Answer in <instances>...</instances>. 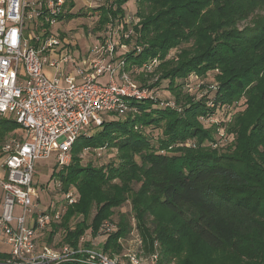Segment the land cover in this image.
I'll use <instances>...</instances> for the list:
<instances>
[{
	"label": "trees",
	"instance_id": "1",
	"mask_svg": "<svg viewBox=\"0 0 264 264\" xmlns=\"http://www.w3.org/2000/svg\"><path fill=\"white\" fill-rule=\"evenodd\" d=\"M128 1L104 0L93 8L98 18L92 31L96 38L109 26L119 31L118 40L130 47L123 55L130 73L158 59L157 67L146 69L151 79L145 80L144 73L136 79L143 86L150 80L149 89L167 82L181 110L156 99L130 98L125 116L103 119L88 130L91 135L80 134L69 164L55 165L51 175L61 193L74 190L76 202L43 233L45 242L49 245L61 232L64 244L76 245L85 231L98 233L129 202L137 228L151 222L157 239L147 238L150 249L154 242L163 245L159 264L172 258L166 248L180 245V233L153 217L155 206L174 214L205 246L264 264V0H134L133 23L126 22L121 9ZM73 7L69 3L58 21L79 16L70 13ZM170 50L176 51L171 59ZM214 71L215 88L204 83L199 88L207 91L198 98L182 91L191 75L205 78ZM223 107L240 110L228 124L204 128V119ZM221 126L231 141L224 149L211 148L208 143L215 142ZM147 129L159 135L152 139ZM12 138L22 141L18 125L0 119V156ZM189 142L193 146H182ZM84 149L113 150L115 161L99 167L82 164ZM128 224L120 215L105 251L119 250L116 241L130 232ZM8 258L0 252V263Z\"/></svg>",
	"mask_w": 264,
	"mask_h": 264
},
{
	"label": "built area",
	"instance_id": "2",
	"mask_svg": "<svg viewBox=\"0 0 264 264\" xmlns=\"http://www.w3.org/2000/svg\"><path fill=\"white\" fill-rule=\"evenodd\" d=\"M70 1L0 0V119L13 120L22 133V141L12 138L1 148L0 242L9 255L5 264H157L156 253L145 258L129 248L108 254L83 236L76 245L51 246L40 240L76 202V194L70 189L61 193L62 203L42 209L35 164L52 153L58 165L69 164L77 137L100 125L103 115L123 117L128 99L153 98L131 80L123 57L127 46L116 41L115 27L100 33L97 45L83 56L73 58V51L66 50V38L52 29ZM84 1L86 8L104 2ZM101 77H107L106 83L98 82ZM112 228L104 222L100 231Z\"/></svg>",
	"mask_w": 264,
	"mask_h": 264
},
{
	"label": "rangeland",
	"instance_id": "3",
	"mask_svg": "<svg viewBox=\"0 0 264 264\" xmlns=\"http://www.w3.org/2000/svg\"><path fill=\"white\" fill-rule=\"evenodd\" d=\"M71 2L74 4V7L70 10V13L77 14L79 16L70 20H67L66 18L62 19V21H59L53 27L52 30L54 33L59 34L60 37L62 36L66 38V42L69 43V45L65 47L66 50L69 49L70 51H73L72 52L73 58H77L78 55H82V56L85 55L91 49V47L97 45L96 43L97 34L95 35L92 29L94 28L98 17L97 14H95V12H92V9L95 7L86 8L85 5L87 4V2H85L84 0H72L70 2H67V5ZM121 9L126 14L127 23L136 22L135 16L133 17L136 11V5L134 0H129L126 4L122 6ZM66 13L67 12L65 11V14ZM118 38L116 39V41H119V43L122 44L121 40H118ZM128 47L129 46L127 45V51H129ZM175 52H176L175 50H170L167 53V58L171 59L172 57H174ZM158 64H159L158 59H153L149 63L143 64L140 67L135 66L133 67V69H135V72L134 71L131 72L130 78L139 90H145L144 91L145 93H150L151 95H153V98L145 95L146 96L145 100L147 98H150V99H156L157 101L167 102L168 104H171L173 108L179 111L181 110V108L172 99L170 92L167 90V82H162L158 88L156 87L149 89L148 88L149 84H151L150 80L147 86H143L141 85V83H139V80L136 79V75L137 74L139 75L140 73H144L142 77L145 80H147L148 77L149 79H151L152 75L151 74L149 75L148 73H150V71L146 69H154L155 67L158 66ZM215 73L216 71L209 72L205 78H199L196 77L195 75H191L186 81L187 84L183 83L182 91L190 95H194L196 98L200 97V95L205 94L207 91L205 86L203 89L199 88L200 86L203 87L202 85L204 83L206 82H208L209 84L213 83L215 88L216 84H214L213 82ZM115 80L118 81L117 77H115ZM106 81H107V77L98 78V82L100 84H104L106 83ZM242 102L243 99L241 100V105ZM240 109H242L241 106ZM239 110H235V108L227 109L226 107H223L219 111L215 110L214 112L215 114H213L211 117L204 119L203 122L204 128L209 127L213 123H219L220 125L228 124L230 122L231 117L236 113V111ZM103 118L105 119V121L118 119L117 116H108L107 114L103 115ZM222 127L223 126L219 128L218 133L215 136V142L208 143V146H210L211 148L219 147L224 149L227 143L231 141V136H226L224 133V129H222ZM95 130L97 129L96 128L93 129V131ZM86 131L88 132V130ZM87 134L91 135L92 132L89 131ZM146 134L152 137V139H155L159 135V131L156 129H147ZM182 146L189 147L193 145L191 142H189ZM115 155H116L115 152L109 149L107 151H101L100 153L99 152L95 153V150L84 149L80 152L79 157L81 159L82 164L91 163L93 166L99 167V166H104L112 161H115ZM0 164H1V156H0ZM55 165H57L56 153H52L47 160H41L35 164L34 183L39 189L41 188V190L39 191L40 205L41 208L44 210H47L48 205L50 203H52V206H54V203L56 202H59L57 203V205L62 203L61 202L62 195L60 192V188L58 189L57 186L59 184H57L58 182H56L55 179L53 178L51 179V175L53 173V168ZM2 175H3L2 170L0 168V181L2 180ZM138 187L139 185L136 184L133 185L134 190H137ZM0 197H1V189H0ZM0 213H1V204H0ZM93 214L94 212L92 213V215ZM120 215H125L129 219L128 226H130L131 228L130 232L116 241L115 245L118 246L119 249L118 251L116 252L105 251L103 249V245L107 237L117 231L118 229L117 222L119 220ZM153 217L159 223L171 224L177 229H179L180 245L176 248L174 247L166 248L167 250L171 249V256H172V258L170 257L167 258L166 264H249L239 256L233 255L225 248L213 249L205 246L182 225V222L174 214L166 210L160 209L156 206L153 207ZM104 222L108 223L111 227H113L112 230L106 233L100 231L99 229L98 233H91L90 229H88L87 231H85L83 237L85 238V240L89 245H91L92 247L98 250H102L108 254H122L124 251H126L129 248L135 249L138 253L141 254V256L145 258H149L151 254L156 253L158 255L157 264L160 263V259L162 257L161 250L163 249V245L160 246L159 243L154 242L152 250L150 249V244L148 242V239L150 240L157 239L155 233L152 232V228L149 227L151 226V222L150 225L146 228L142 226H141L142 227L141 230L137 228V222L133 216L129 202H126L119 209L115 210L110 221H104ZM64 236L63 234H61V232L57 233L52 238L51 243L49 245L59 246L64 244L62 240ZM45 238L46 236L42 235L40 237V240L44 242ZM0 251L1 252L8 251V248L2 242H0Z\"/></svg>",
	"mask_w": 264,
	"mask_h": 264
},
{
	"label": "crops",
	"instance_id": "4",
	"mask_svg": "<svg viewBox=\"0 0 264 264\" xmlns=\"http://www.w3.org/2000/svg\"><path fill=\"white\" fill-rule=\"evenodd\" d=\"M0 204H1V197H0ZM1 252V251H0ZM7 252L8 251H6V252H1V253H5V254H7ZM5 263V261L4 262H1L0 264H4Z\"/></svg>",
	"mask_w": 264,
	"mask_h": 264
}]
</instances>
